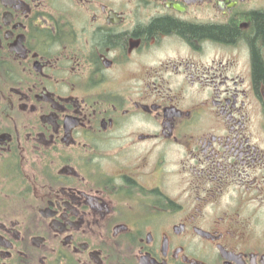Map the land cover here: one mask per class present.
Listing matches in <instances>:
<instances>
[{
  "label": "flooded vegetation",
  "instance_id": "af4514ba",
  "mask_svg": "<svg viewBox=\"0 0 264 264\" xmlns=\"http://www.w3.org/2000/svg\"><path fill=\"white\" fill-rule=\"evenodd\" d=\"M256 16L264 0H0V264H264Z\"/></svg>",
  "mask_w": 264,
  "mask_h": 264
},
{
  "label": "trees",
  "instance_id": "16d2710c",
  "mask_svg": "<svg viewBox=\"0 0 264 264\" xmlns=\"http://www.w3.org/2000/svg\"><path fill=\"white\" fill-rule=\"evenodd\" d=\"M255 26L259 33H263L264 29V19L262 16H256ZM156 29H161L163 31H168L175 28V24L172 21H161L155 25ZM153 30V28H152ZM187 33L198 37V36H209L217 38L220 40H233L239 33L238 29L234 26L230 28H219L218 30L212 32L211 30H204L202 28L189 27L187 28ZM255 64H256V75L260 81H264V68L261 64L260 58L257 53H255Z\"/></svg>",
  "mask_w": 264,
  "mask_h": 264
}]
</instances>
